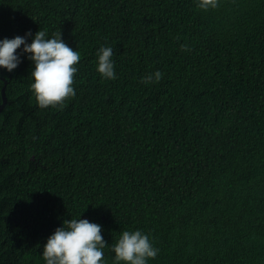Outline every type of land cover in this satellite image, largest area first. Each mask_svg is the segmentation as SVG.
Listing matches in <instances>:
<instances>
[{"label":"trees","instance_id":"16d2710c","mask_svg":"<svg viewBox=\"0 0 264 264\" xmlns=\"http://www.w3.org/2000/svg\"><path fill=\"white\" fill-rule=\"evenodd\" d=\"M218 5L0 0V40L61 31L81 56L62 110L36 103L23 45L0 68V264H45L71 218L102 226L103 264L124 230L159 249L148 264H264V0Z\"/></svg>","mask_w":264,"mask_h":264},{"label":"clouds","instance_id":"9594fccd","mask_svg":"<svg viewBox=\"0 0 264 264\" xmlns=\"http://www.w3.org/2000/svg\"><path fill=\"white\" fill-rule=\"evenodd\" d=\"M218 0H197V7L202 10L217 8ZM32 36L31 31L25 36L4 38L0 40V68L12 72L21 63L17 49L23 45V52L30 54L28 59L34 63L31 71L33 81L30 90L40 108L63 109L66 101L75 97L74 77L80 62V53L70 47L57 32L46 38L43 30L35 32L31 43L26 38ZM182 50H190L188 45L181 44ZM113 49L101 46L97 51V71L108 80H115ZM159 70L147 73L141 78L144 84L159 82L162 79ZM109 243L104 240L102 226L87 219H66L57 227L43 245L42 256L45 264H103L104 249ZM115 264H148L155 259L159 249L149 236L141 230H124L117 241L111 245Z\"/></svg>","mask_w":264,"mask_h":264},{"label":"water","instance_id":"95a60500","mask_svg":"<svg viewBox=\"0 0 264 264\" xmlns=\"http://www.w3.org/2000/svg\"><path fill=\"white\" fill-rule=\"evenodd\" d=\"M6 86H7V84L5 83V85L2 88L3 103L0 105V111L2 110V108L5 106V104L7 102Z\"/></svg>","mask_w":264,"mask_h":264}]
</instances>
